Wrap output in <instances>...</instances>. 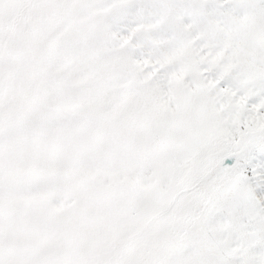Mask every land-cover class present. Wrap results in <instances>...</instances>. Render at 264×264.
I'll return each instance as SVG.
<instances>
[{"label":"rangeland","instance_id":"374dc122","mask_svg":"<svg viewBox=\"0 0 264 264\" xmlns=\"http://www.w3.org/2000/svg\"><path fill=\"white\" fill-rule=\"evenodd\" d=\"M0 264H264V0H0Z\"/></svg>","mask_w":264,"mask_h":264}]
</instances>
